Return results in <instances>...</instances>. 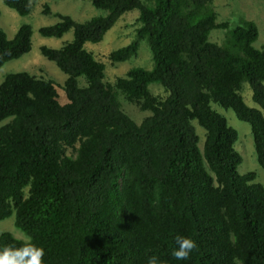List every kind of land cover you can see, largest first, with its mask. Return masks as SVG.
<instances>
[{
  "label": "trees",
  "instance_id": "trees-1",
  "mask_svg": "<svg viewBox=\"0 0 264 264\" xmlns=\"http://www.w3.org/2000/svg\"><path fill=\"white\" fill-rule=\"evenodd\" d=\"M26 15L32 0H1ZM213 0H90L105 11L76 22L38 28L45 37L72 31L59 48L39 52L66 75L67 101L56 84L27 72L0 82V220L43 247L44 264H264V189L253 171L239 174L237 132L210 106L231 109L249 125L258 165L264 170V47L253 42L255 23L216 22ZM138 11L134 37L108 53L111 62L136 55L145 41L152 67H130L113 83L104 64L83 48L99 42L125 12ZM42 12L50 13L45 4ZM224 29L221 43L208 40ZM31 47L21 24L8 39L0 29V67ZM85 85L78 86L77 78ZM151 83L164 91L148 90ZM150 115L136 124L120 109L117 93ZM193 121L204 130L199 136ZM177 236L196 247L187 259L171 252ZM25 239L0 233V246Z\"/></svg>",
  "mask_w": 264,
  "mask_h": 264
},
{
  "label": "rangeland",
  "instance_id": "rangeland-1",
  "mask_svg": "<svg viewBox=\"0 0 264 264\" xmlns=\"http://www.w3.org/2000/svg\"><path fill=\"white\" fill-rule=\"evenodd\" d=\"M32 2L30 11L26 15H19L0 0V29L8 39L15 35L21 24H28L31 28L30 50L17 59L5 62L0 67V82L6 74L15 72H27L37 78L51 79L56 84L57 101L63 104L67 99L62 87L59 86L63 85L66 75L54 62L47 60L40 54L39 47L59 48L72 39V31L68 30L60 37H45L38 32V28L55 23L58 20L54 15L55 13L65 14L76 22H82L92 16L103 15L105 11L95 8L90 0H32ZM45 4L50 9L48 14L42 12ZM212 5L217 14L216 22L226 21L229 28L237 24L240 18L252 20L258 31L253 46L256 48L264 47V0H213ZM137 15L136 9L123 13L113 26L105 32L99 42H85L83 45V48L90 51L96 60L104 64L103 81L105 83H113L116 77L124 76L130 67L139 66L145 69L152 67L150 52L145 41H140L136 55L125 61L111 62L107 56L110 51L127 44L134 37V29L138 25ZM224 35V29H212L208 35V40L221 43ZM77 85H85L84 77L79 76L77 78ZM148 90L150 93L160 96L165 94L163 88L157 83L149 84ZM241 95L248 106L259 109L264 117V109L252 101L251 91L246 82L242 84ZM117 99L120 103V109L136 124L150 115L149 111H140L135 105L128 103L119 92ZM210 106L224 116L227 124L237 132L234 148L241 156V163L236 168L237 172L242 175L248 171H253L255 174L253 182L259 183L264 189V170L257 163L249 125L238 120L231 109H224L215 103H211ZM7 120L0 121V125ZM193 124L199 136L198 144L201 146L204 130L194 121ZM13 220V213L0 220V233L7 231L17 238L27 239L26 235L14 227Z\"/></svg>",
  "mask_w": 264,
  "mask_h": 264
},
{
  "label": "clouds",
  "instance_id": "clouds-1",
  "mask_svg": "<svg viewBox=\"0 0 264 264\" xmlns=\"http://www.w3.org/2000/svg\"><path fill=\"white\" fill-rule=\"evenodd\" d=\"M175 244L176 247L173 248L171 255L176 260L187 259L190 252L196 247L194 240L184 236H177ZM43 256V247L34 244L31 238L25 239L18 247L0 246V264H44ZM146 264H163V262L154 254L148 257Z\"/></svg>",
  "mask_w": 264,
  "mask_h": 264
}]
</instances>
